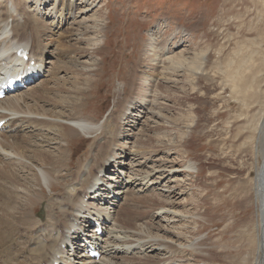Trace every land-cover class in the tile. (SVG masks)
Returning a JSON list of instances; mask_svg holds the SVG:
<instances>
[{
  "label": "rangeland",
  "instance_id": "rangeland-1",
  "mask_svg": "<svg viewBox=\"0 0 264 264\" xmlns=\"http://www.w3.org/2000/svg\"><path fill=\"white\" fill-rule=\"evenodd\" d=\"M25 1L15 0L20 9L26 4L38 17L41 9L36 10L33 0ZM66 1L72 2L71 10L63 16H70L58 27L60 12L56 20L39 16L49 26L40 38L46 47L45 72L22 90L51 79L50 66L57 58L62 60V68L56 71L60 89L39 104L47 111L61 112L58 94L61 100H74L81 90L76 96V88L89 87L80 114L103 131L97 138H72L69 161L62 156L55 163L60 167L59 183L52 190L43 183V200L33 204L24 218L39 217L51 203L53 225L63 217L74 223L67 216L68 204L61 202L70 196L65 193L72 192L74 181L69 188L70 181L76 172L84 180L92 175L104 181L114 172L123 180L114 184L119 198L98 206L111 218L103 238L107 242L114 230L119 235L143 236L148 229L160 245L142 247L151 240L143 236L139 245L119 252V258L114 256L113 264H263L264 255L255 259L259 215L254 179L264 165L260 136L264 131V0ZM50 4L45 8L55 7L56 1ZM9 10L10 28L24 21L22 10ZM148 40L156 47L153 58ZM93 69L99 74L90 72ZM236 71L239 75L232 83L228 75ZM53 84L46 82L48 87ZM27 129L36 135L35 128ZM9 133L24 135L17 129L4 136ZM114 154L119 156L113 159ZM188 163L193 166L187 168ZM12 174L13 170L0 173L2 213L14 204L12 194L18 183L11 181ZM142 177L144 181H135ZM89 196L83 205L92 200ZM46 210L43 221L51 214ZM167 210L175 217L163 212ZM93 226H88V233ZM13 237L12 244L0 248V264L22 263L27 256L24 241L35 239L23 226ZM44 245L57 253L54 242ZM187 259L190 263L184 262Z\"/></svg>",
  "mask_w": 264,
  "mask_h": 264
},
{
  "label": "bare ground",
  "instance_id": "bare-ground-1",
  "mask_svg": "<svg viewBox=\"0 0 264 264\" xmlns=\"http://www.w3.org/2000/svg\"><path fill=\"white\" fill-rule=\"evenodd\" d=\"M3 1H5V3L3 2V4H0V81H6L8 78L14 77L16 80L20 79L21 82L29 85L31 82L29 80H34V78L37 75L39 76L41 72H45L43 67L46 47L40 38L42 37V31L45 32L49 26L44 21V19H41L39 16L43 18L50 16V18L56 20V15L60 12L62 19L57 18L58 20L56 21V27H58V25L62 24L63 21L67 20V17L70 16L68 13L67 15L65 14L66 16H63V13L64 11L69 12L71 10L72 2L70 3L66 0H33L35 2L36 10H43L42 13L41 10L36 13L38 17H34V13L30 10H27V3L25 0H21L23 3H26L24 5L25 9H20L15 0H12V2H10V0ZM51 1H54V3L56 1V6L54 7L53 4L50 9L49 7L45 8L46 6L51 5ZM9 3L11 5H9ZM89 4H91V2ZM9 7L10 9H14L13 12L22 10L20 14H24L25 16L24 21L22 22L24 23L23 25L19 22L20 24H12L11 28L8 26L7 18L8 11H10ZM53 7L55 8V11ZM17 17L19 18V16ZM25 30H28V32ZM82 30L86 32V26ZM153 42L154 41L148 40L147 46L149 55H151L152 58L156 56V47L153 46ZM18 47H22L23 50L25 49L28 51V59L25 60L18 58L17 52L13 50ZM100 51V49H96L97 54H99ZM152 58H150V62L153 60ZM170 58L172 57H168L167 59ZM30 61H32V64H30ZM61 68L62 60L58 58L53 62L52 67L50 66L51 79H48L47 81H53L54 84L52 87H48L46 85L47 81L42 80L35 86H30L27 91L21 90L19 88L15 93H13V95H5L0 99V121H3V126L0 129V138H3L0 139V173H3L7 170H13L11 181L15 183L17 181L18 183V188H15L14 193L12 194L14 202L13 206H9L5 213H2L0 209V248L3 246H8V243L12 244L14 242L12 241V238H14L13 236L15 235V231L16 229L21 230V226L24 227L25 233L31 232V234L35 236V239L32 240L27 237V239L24 241L26 244L23 246L25 249L23 251L27 253V258L25 257L22 263L19 262L18 264H113V261H111L112 258H119L117 257L119 252L124 253L125 249L131 250L135 245H139L140 239L144 238L143 236L151 237V240H149L148 243H143L142 247L148 245L149 243H151V246L153 247L159 246L160 243L158 242V239L150 236L151 234L148 229L146 231L147 235L143 236L130 231H128L131 233L130 235H119L117 233L120 232H116L114 230L109 233L111 234L114 232L107 239V242L102 236H97L93 232H87L88 226L90 225V222H92V219L101 223L103 228L108 227L106 224L111 221V218L107 216L108 211H101L98 206H102L105 202L110 204L119 198L118 194H120V192L117 191L116 193V190L114 189L115 186H117L123 179L120 177V175H115L114 172V174L111 173L110 176L107 175L108 177L106 176L107 179L105 181L101 176L92 177V175L90 178H86V180H84L79 178V172H76L75 178L70 181L71 186L69 188H72L73 181L74 184L79 186L74 187L73 184L72 192L68 193L66 191L65 193L70 195L67 197V201L61 202L68 204L70 212L67 213V216L71 217L70 219L74 223L69 222V219L63 217L58 221L57 225H53L54 223H52L51 220L49 221V217L54 215V211H52L54 206H52L51 203H48L46 206H44L42 215L39 217L37 216V218H32L31 220H26L24 218V213L30 212L29 209L33 204L35 205L37 201L40 202L43 200L41 196L43 192V189H41V187H43V183L49 188V190H52V188L57 186L59 183L60 178L58 176V172L60 167H58V165L55 163H59L60 160H57L62 156H66L69 161L70 153L68 149L70 148L69 144L73 141L72 138H76L80 135H89L97 138L99 133L103 131L101 127L97 126L96 122L87 120L80 114V107L90 94L88 89L89 87H86L85 90L84 88H76V96L77 91L80 89L81 90L79 91L77 99L74 100H61L60 94H58L56 98L63 104L61 106L63 111L61 112L52 110L47 111L43 108V104H39V101L49 95L50 92L53 94L56 92V90L60 89H57L60 84L59 78L56 75V71H59ZM90 72L97 75L99 74V72L96 73L94 69ZM237 75H239L237 71L228 75L232 83H234L235 79H237ZM233 86L235 87V90L238 89L236 84H233ZM47 112H50L51 114L49 115ZM61 119H65V122H60ZM13 127L15 129H13ZM40 127H43L42 132ZM6 128L9 129L5 130ZM27 128H35L37 132L36 135L31 134L30 131L28 134V131H26ZM17 129L19 131H24V135L9 133V135L4 136L6 131L14 132ZM260 136L262 139H264V131L263 133L260 131ZM28 139H31V141H29L30 144L27 142ZM52 143H54L53 146L51 145ZM25 144L27 146H25ZM30 146L37 148H32ZM51 155L53 158H55V162L52 158H50ZM117 156H119V154H114L113 159H116ZM111 162L112 161H109V163L104 167V170L108 168V165ZM45 164L48 166H45ZM192 166L193 165H191V163L186 165L187 168ZM82 167L83 166L79 164L78 169ZM87 169L89 172H92L91 167H87ZM171 171L172 168L167 172L170 173ZM196 173L200 174L201 169L198 168ZM144 179L145 178L143 177L139 179L135 178V181L139 180V182H142ZM79 180H82V182L80 183ZM254 185L256 199L258 201L259 215L257 228L259 231V240L257 247L258 249L256 248L257 252L255 259H259L261 255H264V165L262 163L257 169ZM65 186L67 188L69 186L68 183H66ZM112 186L113 188L111 189ZM89 193L95 194L89 196ZM86 196H89V198L92 200L88 199V201L85 203L86 205H83V199ZM74 198H76L75 201ZM125 208L127 211H130L129 209H131L130 207ZM46 209H48L49 213L51 212V214L48 215L46 221H43V218L47 216ZM106 210H108L107 206ZM127 211L123 213L127 214ZM163 212H166L167 215H171L170 218L175 217V214L169 212L168 210ZM54 217L56 216L54 215L52 218ZM44 222H48V225L46 226ZM50 225L53 226L48 227ZM113 228L114 227H112V229ZM33 232H35V234ZM81 237H83L82 242H77L78 238ZM122 237L130 239L122 240ZM50 242H52V244L53 242L55 243V247H57V253L53 254L51 251L52 248L44 245L49 244ZM20 243L21 242H19V244ZM31 244H33V248L29 249L28 247ZM88 244L95 246L96 249L101 251L102 256L98 261L91 259L87 255L86 250L88 249ZM162 249L165 250L166 246ZM196 253L198 252L196 251ZM77 254L79 255L76 256ZM114 256L116 257L114 258ZM104 258L106 262H103ZM106 258H110V261H107ZM157 262L158 261H156V263ZM184 262L189 261L187 259ZM256 264L261 263L256 261Z\"/></svg>",
  "mask_w": 264,
  "mask_h": 264
}]
</instances>
